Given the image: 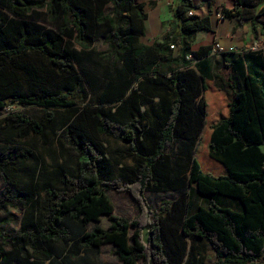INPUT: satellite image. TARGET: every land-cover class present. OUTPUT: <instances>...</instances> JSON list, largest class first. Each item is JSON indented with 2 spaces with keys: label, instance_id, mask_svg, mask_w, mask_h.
Masks as SVG:
<instances>
[{
  "label": "trees",
  "instance_id": "obj_1",
  "mask_svg": "<svg viewBox=\"0 0 264 264\" xmlns=\"http://www.w3.org/2000/svg\"><path fill=\"white\" fill-rule=\"evenodd\" d=\"M44 6L59 20L57 31L29 19L34 9ZM108 6L113 8L110 14ZM195 9L191 0H181L171 30L161 42L147 46L141 42L147 14L135 0H0V111L10 104L44 111L41 121L13 113L5 125L19 137L40 136L52 120L48 109H71L58 140L75 152L79 166L78 175L61 167L33 171L29 185L44 193L39 203L32 194L11 195V188L20 187V166L34 158L33 151L15 145L0 151L6 185L0 210H30L16 234L0 236L37 253L39 264L54 259L53 244L59 242L74 243L71 252L77 256L111 245L122 264H141L149 255L154 264H184L186 239L205 241L214 264L264 259V49L233 59L243 74V91H233L231 98L217 95L222 88H211L209 79L185 58L189 39L211 31L209 16L188 15ZM5 11L17 21H10ZM222 15L254 25L264 15V0H235ZM66 38L80 47V57ZM100 38L108 45L107 55L122 64L103 97L120 104L109 110L73 108L83 91L73 61L85 68L84 62L98 55L93 45ZM178 45L173 55L171 46ZM210 50L202 47L192 55L201 59ZM134 81L140 82L138 89L124 97ZM106 139L125 144L134 160V167H122L120 177H114ZM180 144L175 164L167 151ZM119 190L136 195L137 203L153 214L146 242L140 231L130 233L131 226L140 228L139 221L113 216L107 192ZM148 190L177 192L178 197L164 214H156L146 203ZM191 194L206 199V206L190 211ZM103 216L110 220L107 229L96 225L78 237L65 224L68 219L80 226L98 224ZM11 217L0 218V223ZM20 248L8 251L0 245V264H27Z\"/></svg>",
  "mask_w": 264,
  "mask_h": 264
},
{
  "label": "rangeland",
  "instance_id": "obj_2",
  "mask_svg": "<svg viewBox=\"0 0 264 264\" xmlns=\"http://www.w3.org/2000/svg\"><path fill=\"white\" fill-rule=\"evenodd\" d=\"M112 9V6L106 7V13H112ZM5 14L10 21H17V18L9 11H5ZM29 19L53 31H57V27L59 26V20L52 19L46 6L34 9L33 12L29 14ZM66 41L71 45L70 47H72V49L79 53L80 57V47L75 44L73 40L66 38ZM93 48L99 56L97 55L92 57V61H85V68H82L76 59L73 61L75 68L83 79L82 94L80 97L75 98V105L73 108L82 109L84 107H94L103 110L114 109L120 104V102H106L103 94L107 82L114 78V75L118 70L122 69V64L117 63L114 57L110 58L107 55L108 45L105 38L97 40L93 45ZM177 49L178 47L176 46L173 51H177ZM239 52L241 54L243 53V51ZM139 85L140 82L134 81L124 97H127L131 91L138 89ZM48 111L52 113V120L48 123L44 133L40 136L29 134L25 138L19 137L16 132L12 131L5 125V123L9 121L8 116L13 113H23L41 121L44 117V111L37 106H20L18 104H10L0 111V151L4 150L9 145H15L21 148L31 149L34 154V158L31 161L25 162L20 166V187L11 188V195L14 197H27L32 194L34 198L39 201V203L44 199V193L41 192L39 188L34 191L29 185L30 175L33 171L44 170L49 172L61 167L70 174H79L77 155L70 148V146L62 144L58 140L65 124L72 116L70 112L71 109L51 108L48 109ZM106 145L107 156L110 159L114 177H120L122 167H131L134 160L127 154V146L125 144L116 140L106 139ZM181 147L182 144L167 151V155H169L172 163L176 164V162L180 161V159L177 158V151ZM5 187L6 185L0 174V195L4 191ZM107 194L114 205L113 216L126 219L130 222L139 221L140 228L131 226L130 233L133 235L135 232L140 231L141 234H143L144 242H146V238L148 237L147 231L149 229L148 221L151 217H154L153 214L148 213L145 207H142V205L137 203L136 195H133L125 190L108 191ZM144 197L150 211L156 214H164L165 210L169 207L168 203L174 200L172 194L154 193L152 191H144ZM206 204V199L197 196L196 194H191L189 203L190 211H195L198 206H206ZM29 211L30 210L23 207L18 209L8 207L0 210V218H6L9 214L12 215L9 222L4 224L0 223V232L13 235L16 234L19 231L21 224L29 216ZM37 213L38 215L40 214L39 211ZM65 224L71 233L75 237H78L82 231L91 230L96 225L103 229H107L110 225V220L107 216H103L98 224L80 226L68 219L65 221ZM6 238L0 236V245H3L6 250L13 251L16 248H20L12 245L11 240H6ZM199 245H201L200 247L202 249L207 247L202 243ZM73 246L74 243H54L53 252L55 257L53 260L47 261L45 264H122L110 245H105L98 250H86L80 256L71 252ZM20 252L27 264L31 262L39 264L40 261L38 254L34 253L30 248H20ZM204 252L206 253L205 250ZM40 258L43 260L42 257ZM13 264L18 263L13 262ZM141 264L154 263L151 262V256L149 255V259L141 262ZM209 264H214V261L213 263H210L209 261ZM256 264H264V259Z\"/></svg>",
  "mask_w": 264,
  "mask_h": 264
},
{
  "label": "crops",
  "instance_id": "obj_3",
  "mask_svg": "<svg viewBox=\"0 0 264 264\" xmlns=\"http://www.w3.org/2000/svg\"><path fill=\"white\" fill-rule=\"evenodd\" d=\"M135 1L144 5V11L147 14L146 30L141 42L147 46L161 42L171 30L175 20L174 11L181 0ZM191 2L197 7L193 10L196 16L201 18L209 16L211 31H199L189 39V54L207 46H210L211 50L208 56L201 59L193 57L194 62L190 64V68L209 79L210 87L214 90H216L215 86L221 87L223 92L217 91V95L231 98L233 91L241 92L245 89L243 74L236 70L233 59L242 56L247 51L257 52L264 49V15L257 17L254 20V25L250 20H242L239 17L219 20L218 14L222 13L223 9L231 10L235 0H191ZM262 7L263 5L259 6L256 13ZM178 41H181V38ZM215 43H219L222 52L213 51ZM177 47L178 49L173 52V55L178 54L179 45ZM239 51H243V53L241 54ZM155 101H158V98ZM131 167H134V163ZM168 193L173 195L174 200L178 197L177 192ZM186 242L187 252L184 264H209V261L213 263L214 253L205 241L198 240L194 243V241L186 239ZM200 243L207 247L202 249ZM111 247L115 250L113 246Z\"/></svg>",
  "mask_w": 264,
  "mask_h": 264
},
{
  "label": "built area",
  "instance_id": "obj_4",
  "mask_svg": "<svg viewBox=\"0 0 264 264\" xmlns=\"http://www.w3.org/2000/svg\"><path fill=\"white\" fill-rule=\"evenodd\" d=\"M193 14H194L193 11H191V12L188 13L189 16H192ZM218 19H219V20H224V17H223V15H222V13H219V14H218ZM171 48L174 49V46H171ZM213 51H214V52H222V48H221V46L219 45V43H215V44H214V46H213ZM185 58H186V60H187L188 62H190L191 64L194 62V58H193V55H192V54H187Z\"/></svg>",
  "mask_w": 264,
  "mask_h": 264
}]
</instances>
